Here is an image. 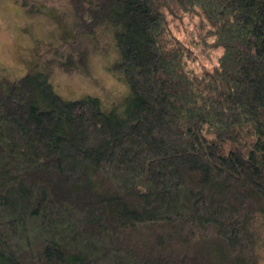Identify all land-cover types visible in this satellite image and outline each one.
Wrapping results in <instances>:
<instances>
[{
    "label": "trees",
    "instance_id": "trees-1",
    "mask_svg": "<svg viewBox=\"0 0 264 264\" xmlns=\"http://www.w3.org/2000/svg\"><path fill=\"white\" fill-rule=\"evenodd\" d=\"M68 1L128 93L0 75V264H260L264 0ZM190 14L221 48L200 72L173 31Z\"/></svg>",
    "mask_w": 264,
    "mask_h": 264
},
{
    "label": "rangeland",
    "instance_id": "rangeland-1",
    "mask_svg": "<svg viewBox=\"0 0 264 264\" xmlns=\"http://www.w3.org/2000/svg\"><path fill=\"white\" fill-rule=\"evenodd\" d=\"M175 35L192 49L187 66L194 72L216 63L221 48L203 43L201 22L185 15L173 27ZM117 51L109 31L75 36L68 0H0V75L18 78L38 69L49 75L57 94L67 100L97 97L109 109L120 105L128 86L111 65ZM260 264H264V219H257Z\"/></svg>",
    "mask_w": 264,
    "mask_h": 264
}]
</instances>
